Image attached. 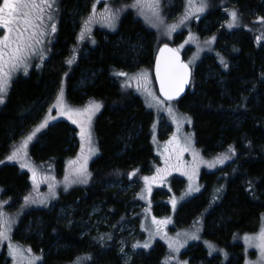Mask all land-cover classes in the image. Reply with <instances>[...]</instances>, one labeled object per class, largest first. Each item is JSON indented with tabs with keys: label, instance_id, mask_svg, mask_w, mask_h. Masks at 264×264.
Listing matches in <instances>:
<instances>
[{
	"label": "trees",
	"instance_id": "trees-1",
	"mask_svg": "<svg viewBox=\"0 0 264 264\" xmlns=\"http://www.w3.org/2000/svg\"><path fill=\"white\" fill-rule=\"evenodd\" d=\"M83 1L58 0V24L48 56L37 59L38 70L31 68L26 77L19 75L11 81L0 106L2 159L20 132L28 134L30 126L42 120L43 104L56 87H61L70 103L100 105L93 124L99 153L89 165L88 184L59 194L52 208L32 211L14 232L15 239L29 243L37 253L40 250L38 264H123L115 251L118 228L139 218L134 217L135 210L130 212L132 201L127 193L111 185L135 182L154 161L152 113L134 89L119 81L117 73L126 71L131 61L142 68L152 65L155 33L135 9L123 15L114 33L101 38L102 31L95 29L90 33L94 45L88 44V38L80 44L75 21ZM207 10L197 30L208 27L215 34L216 47L193 68L190 88L177 103L190 117L195 143L203 154L227 153L229 159L214 172H201L202 191L180 205L174 220L175 227L181 228L203 219L204 237L226 253L209 256L203 245L191 244L182 255L188 264H243L245 252L238 238L255 233L264 214V42L257 38L260 32L243 28L240 21L255 25L252 10L264 19V0H209ZM233 11L238 15L235 29L240 32L223 42L219 36L228 27L215 29ZM180 36L173 38V45ZM68 48L73 49L71 54ZM78 149L77 128L59 120L38 135L30 153L41 166L52 163L61 172ZM28 183L27 172L17 164L6 162L0 167V187L13 206L26 196ZM95 207L99 208L97 217L104 214L105 221L98 232L85 234ZM29 220L37 235L22 240L19 231ZM167 253L156 241L141 255H133L128 264H165Z\"/></svg>",
	"mask_w": 264,
	"mask_h": 264
},
{
	"label": "rangeland",
	"instance_id": "rangeland-1",
	"mask_svg": "<svg viewBox=\"0 0 264 264\" xmlns=\"http://www.w3.org/2000/svg\"><path fill=\"white\" fill-rule=\"evenodd\" d=\"M208 1L209 0H205V3L207 4ZM177 2L179 3L177 4ZM83 3L84 4L80 7L78 17L75 21L79 26L80 44H83L88 38V44L93 46L94 40L92 36H90V33L93 30H101V38H106L108 33H114L116 31L115 28L125 13L137 9L144 24L149 30L154 31L155 33L156 49L161 44L172 45L179 52L186 54L185 60L191 68H194L205 54H210L215 50V34L211 35V32L208 31L209 28L206 26H202L199 31L197 30L198 20L208 11L207 7L202 12L196 11V8L199 7L200 0H193L191 7L189 6L188 0H159V19H156L153 16L152 11L149 8L137 7L136 0L134 2L132 0H84ZM0 4H2V0H0ZM179 4H181V6H179ZM94 5L95 13L93 14ZM58 12L57 0L56 5L52 10L54 19L52 21L45 20V25L47 26L45 28L46 34L42 37V43L37 44L34 52L29 54L26 61V72L23 67L14 72L9 81L8 88L10 87L11 81L19 75L26 77L31 68L38 70L40 64L37 62V59H40L41 57L46 58L48 56V50L51 46L49 43L53 42L55 34L51 32L50 25L55 23L57 26L58 23L56 22L55 17ZM230 13L231 12H229L230 18L222 17V20L219 22V27H216L215 29L217 30L224 25L228 27L227 32H229H224L219 36L223 42L230 40L240 32L239 28L235 29L236 25L231 28L228 26L232 20ZM250 15L257 20L255 25L249 24L248 21H240V24L242 23L244 26L243 28L247 30L260 32L257 38L264 42V19L258 18L255 10L250 11ZM90 16L93 18L86 28L85 21ZM185 16H187V19H185ZM105 17H111L112 19L109 20ZM172 25L176 26L175 30H170ZM0 30V35H2L3 29ZM82 33L83 39H81ZM178 34H181L180 41L176 45H173V38ZM220 48L222 51L227 52V49L224 48L222 44L220 45ZM72 50L73 49L68 48L70 54ZM82 54H86V51L83 50ZM130 63L131 66H128L129 68H126V71L122 72L127 75L117 76L124 86L128 89H134L138 93L145 108L152 113L150 142L153 148L154 161H150V167H148L149 169H147V173L136 179L135 182L126 185H121L119 183L111 185V187L117 191L124 194L127 193L129 200L132 201L130 212L135 210L134 217L139 218L137 222H126L119 226L115 251L121 258L123 264H128L133 255H141L143 250H149L156 241L161 242L167 249V264H188L186 257H183L182 255L191 244L203 245L209 256L219 253L224 257L226 254L224 250L218 248L214 243L204 237L203 219L198 220L189 226L176 228L174 218L175 213L181 204L190 200L193 196L198 195L202 191L203 183L200 181L201 172L206 171L207 173H210L216 171L220 166L226 163L229 156L227 153H219L216 155L203 154L201 149L197 147L195 143L193 131L191 129V119L190 122L188 119H184L185 117H190L179 109L177 102L166 103L158 97L152 75V65L150 67L142 68L141 65H138L135 62L131 61ZM144 73L147 74L146 81L142 78V74ZM85 79L86 78L82 77V81L87 80ZM60 88L56 87L54 92L44 102L41 111V113H43L42 120H39L37 124L30 126L28 134L24 135L20 132L18 135V141L10 145L9 151L5 155L6 157L0 159V167L6 162L15 163L19 166L20 170L27 172L29 180L26 187V196L17 206L12 205V199L8 195H4V188L0 187V213L3 214V219L7 221L6 225L0 224V230H6L9 236V239L7 240H0V254H2L1 264H21L20 257H23L22 264H28L29 259L33 257H39V259L34 261V264H38L42 260V255L39 254L40 250L37 253L32 249L29 243L15 239L14 232L20 223L24 221L25 216L30 215L32 211L43 210L47 207L52 208V206H54L53 201L58 198L59 194H64L71 189L84 187L88 184V179L87 183H66L65 181L66 176H68L70 180L73 179L70 175L71 170L79 166L72 165L70 162L76 161L78 157H81L82 144L84 148L83 156L87 157L86 167L89 174L88 178L90 176L89 165L99 153L93 132V124L95 117L100 112V108L92 111L90 125L85 124V127L91 133L92 137L91 144H89L87 140H81V127L79 122L73 123V119L79 121L82 118L75 115H73L72 118H69L68 110L75 112L76 110L88 108L90 105L68 102L65 93ZM145 88H147V90L153 95L149 96L145 91ZM61 93L63 94V103L61 107L58 108L56 107L57 99L61 96ZM153 97H155V99H153ZM157 100L162 101V103L158 104L156 102ZM1 105L2 104H0V106ZM169 108L172 109L171 113L168 111ZM59 120L68 121L77 128V139L79 142L77 155L73 156V159L67 163L65 170H62L61 172H57L55 164L52 163L48 164V169L45 166H41V161H34L31 158L30 153L31 146L33 142L37 140L38 135L45 131L48 126ZM45 121H47L46 126L40 128L39 131H36V129ZM33 132H35V135L32 140L28 141L27 145L24 146L25 140L29 135H32ZM173 137H176V140L181 147H183L190 139L188 150L183 151L180 154L178 168L172 166L178 163L176 154L172 152L175 145L168 144V141L172 140ZM73 146H76V142L73 143ZM90 148L94 149V151L90 152ZM166 148L168 151H166ZM17 149H20V151L14 159L10 160L9 157L12 156L13 152ZM193 152L197 154L195 160ZM170 153L172 154V159L167 165L168 171L160 174V177L162 178H158L151 182V191L149 192L148 186L144 182V177L157 176V169H165V158ZM22 165L24 166L22 167ZM193 168H195L194 174ZM32 169H35L36 172L35 183H33ZM134 172L138 173L136 170ZM189 175L192 176L191 180L189 179ZM190 186L193 189L192 191H189ZM195 189L199 190L196 191ZM26 197L28 198L27 201L25 200ZM173 200H175V207H173ZM58 210L61 211V208H58ZM98 213L99 208L95 207L90 215L93 216V219L89 228L84 232L85 234L90 231H99L98 226L105 221V215L101 214L97 217ZM60 215L63 216V218L66 217L65 214ZM153 218L157 220L167 218L170 220V223L163 226L161 231L157 232V226L153 224ZM70 220L68 221V224H72V221ZM262 226H264V214L260 218V224L255 233L239 236L238 241L243 246V251L245 252L243 264H247V262H253V264H255V262L258 261L260 255L259 249L250 246L249 242H246L244 237L258 235ZM185 233H187V236ZM30 235H37L35 224L31 220H29L23 229H20L19 231V236L22 240H25ZM192 235L199 238H189ZM170 242H177V247H179V245H183V247H179V251H173V249L169 247ZM145 243H148L149 247H135L137 244L143 245ZM9 245H11L13 249L18 250L16 259L10 254ZM209 245H211L212 248H209ZM29 249L31 251H29Z\"/></svg>",
	"mask_w": 264,
	"mask_h": 264
},
{
	"label": "snow or ice",
	"instance_id": "snow-or-ice-1",
	"mask_svg": "<svg viewBox=\"0 0 264 264\" xmlns=\"http://www.w3.org/2000/svg\"><path fill=\"white\" fill-rule=\"evenodd\" d=\"M57 0H2V4H0V29H3V34L0 35V104L4 103V95L6 94L7 88L9 86V81L14 72L19 70L21 67L24 68L25 72L27 70V58L29 54L34 52L35 46L37 44L42 43V37L46 34L45 28V20L52 21L54 16L52 14V10L56 5ZM189 6L191 7L193 4V0H188ZM137 7H147L152 11L153 16L156 19H159V0H136ZM207 7L205 0H200L199 7L196 8V11L202 12ZM95 13V5L93 6V14ZM232 20L229 23V27H234L238 21L237 12L233 11L230 13ZM93 17H89L85 21V27L91 23ZM106 19L111 20V17H105ZM187 19V16H185ZM162 22V21H161ZM175 25L170 27V30H175ZM51 32L55 33L56 25L52 23L50 25ZM81 39H83V33L81 34ZM214 39V38H213ZM161 51V59L157 58L156 62V78L159 80L160 84V92L163 95L164 99L167 101H171L174 98L178 97L180 93L184 89V85L188 83V77L190 75L188 65L184 64L180 61L178 51L175 49H170L165 45ZM168 55L165 56L164 54ZM72 61H68L71 63ZM223 62V61H222ZM117 75H127L126 73H117ZM142 78L146 81L147 74H142ZM145 91L149 96L153 94L145 88ZM155 99V97H153ZM158 104L162 103V101L157 100ZM63 103V94L57 99L56 107H61ZM100 105L94 104L90 105L88 108L83 110H76L72 112V110H68L69 118H72L73 115L80 117L79 121L73 119V123L80 124L81 127V140L91 144V133L85 127V124H89L91 122V115L94 109H98ZM169 113L172 112V109H168ZM63 114V110H62ZM184 119H188L190 122V118L185 117ZM47 121L39 126L36 131H39L40 128L46 126ZM35 132L32 135H29L24 142V146L27 145V142L32 140ZM169 145H175L172 149V152L176 154L177 164L172 165L173 167H179V157L183 151H187L190 146V139L186 142V144L181 147L176 137H173L172 140L168 141ZM20 149H17L13 152L12 156L9 159H14ZM83 144L81 146V157H78L76 161H71L72 165H79L71 170V177L73 179H69L68 176L65 177L66 183H87L88 172H87V157L83 156ZM89 151H94V149L90 148ZM166 151L168 149L166 148ZM196 153L193 152L194 160L196 158ZM172 159V154L170 153L165 158V169H157V176L154 177H144V182L148 186V191H151V182L157 180L160 177L161 173H166L168 171L167 165L169 161ZM222 162V161H221ZM24 165H22L23 167ZM214 166V165H210ZM195 172V168H193V174ZM33 173V183L36 182V172L35 169H32ZM187 174V173H185ZM135 175V173L130 174ZM189 179H192V176L189 175ZM193 189L189 188V191ZM198 191L199 189H195ZM219 191V190H218ZM143 198V197H141ZM27 201L28 198L26 197ZM173 207H175V200L172 201ZM170 223V220L167 218L162 220H157L153 218V224L157 226V232L161 231L163 226ZM0 224H7V221L3 219V214L0 213ZM179 235V234H178ZM187 236V233H185ZM191 239H198L199 237L192 235L189 237ZM9 236L6 230H0V240H7ZM246 242H249L250 246H254L259 249V259L255 262V264H264V226H262L259 230L258 235L256 236H245ZM177 242H170L169 247L173 249V251H179V247H183V245L176 246ZM135 247H149L148 243L143 245L137 244ZM209 248H212L209 245ZM214 250V249H213ZM10 254L13 255L14 259H16L18 255V250L13 249L11 245H9ZM29 251H31L29 249ZM39 259V257L30 258L28 264H34V261ZM21 264L23 262V257H20ZM167 264V262H165ZM247 264H253V262H247Z\"/></svg>",
	"mask_w": 264,
	"mask_h": 264
},
{
	"label": "water",
	"instance_id": "water-1",
	"mask_svg": "<svg viewBox=\"0 0 264 264\" xmlns=\"http://www.w3.org/2000/svg\"><path fill=\"white\" fill-rule=\"evenodd\" d=\"M165 45H167V47L170 48V49H175L173 46H171V45H169V44H162V45H160V46L157 48L156 52H155L154 55H153V60H152V75H153L154 83H155V86H156V91H157V94H158L159 98H160L162 101H164V102H176V101L181 100V99L186 95V93H187L188 90H189V86H190V82H191V78H192V69H191V67L187 64V62L184 60V57H183L182 53H180V52L177 50V51H178V55H179V59H180V61H181L182 63L188 65V69H189V73H190V75H189V77H188V83L184 85V89H183V91L180 93V95H179L178 97L174 98V99L171 100V101H167V100H165L164 97H163V95H162L161 92H160V84H159V80L156 78V62H157V58L160 57L161 59H163V58L161 57V51H160V50L163 49V48L165 47ZM175 50H176V49H175ZM164 55L167 56L168 54L165 53Z\"/></svg>",
	"mask_w": 264,
	"mask_h": 264
},
{
	"label": "bare ground",
	"instance_id": "bare-ground-1",
	"mask_svg": "<svg viewBox=\"0 0 264 264\" xmlns=\"http://www.w3.org/2000/svg\"><path fill=\"white\" fill-rule=\"evenodd\" d=\"M162 45V44H161ZM172 46V45H171ZM159 47V46H158ZM157 50V49H156ZM156 52V51H155Z\"/></svg>",
	"mask_w": 264,
	"mask_h": 264
}]
</instances>
